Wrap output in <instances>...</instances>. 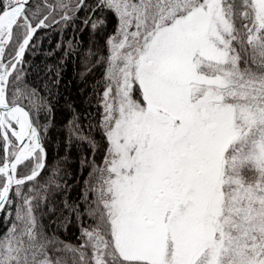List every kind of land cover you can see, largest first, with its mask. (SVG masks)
Returning <instances> with one entry per match:
<instances>
[{
  "label": "snow or ice",
  "instance_id": "6c2138e0",
  "mask_svg": "<svg viewBox=\"0 0 264 264\" xmlns=\"http://www.w3.org/2000/svg\"><path fill=\"white\" fill-rule=\"evenodd\" d=\"M28 5L0 0V210L15 203L0 264H264V0H98L117 25L78 245L41 223L40 126L8 98L33 36L69 6L33 23Z\"/></svg>",
  "mask_w": 264,
  "mask_h": 264
},
{
  "label": "trees",
  "instance_id": "16d2710c",
  "mask_svg": "<svg viewBox=\"0 0 264 264\" xmlns=\"http://www.w3.org/2000/svg\"><path fill=\"white\" fill-rule=\"evenodd\" d=\"M64 2L68 9H56L46 21L48 27L33 36L18 65L20 80L9 85L8 98L14 101L18 96L40 126L46 167L30 187L34 184L40 192L41 223L50 236L78 245L82 226L91 224L85 197L88 201L94 198L86 190L88 170L80 161L87 156L100 163L105 155L107 142L100 125L103 58L109 54L106 40L115 31L117 19L98 8V0H85L80 10H75L78 0ZM50 3L53 0L29 2L33 23L47 14L44 5ZM65 13L69 19L61 18ZM101 19L104 23L95 29L85 23ZM14 210L15 203L2 211L0 231L9 226Z\"/></svg>",
  "mask_w": 264,
  "mask_h": 264
},
{
  "label": "water",
  "instance_id": "95a60500",
  "mask_svg": "<svg viewBox=\"0 0 264 264\" xmlns=\"http://www.w3.org/2000/svg\"><path fill=\"white\" fill-rule=\"evenodd\" d=\"M30 1H31V0H29V2H30ZM13 102H16V101L14 100ZM18 102L21 103L22 106H24V107L26 108V110H29L28 107L26 106V104H25L23 101L18 100ZM2 211H3V210H0V214L2 213Z\"/></svg>",
  "mask_w": 264,
  "mask_h": 264
},
{
  "label": "rangeland",
  "instance_id": "374dc122",
  "mask_svg": "<svg viewBox=\"0 0 264 264\" xmlns=\"http://www.w3.org/2000/svg\"><path fill=\"white\" fill-rule=\"evenodd\" d=\"M5 3H7V0H5Z\"/></svg>",
  "mask_w": 264,
  "mask_h": 264
}]
</instances>
